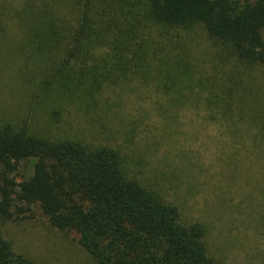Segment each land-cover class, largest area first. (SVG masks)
I'll return each mask as SVG.
<instances>
[{"label":"trees","instance_id":"16d2710c","mask_svg":"<svg viewBox=\"0 0 264 264\" xmlns=\"http://www.w3.org/2000/svg\"><path fill=\"white\" fill-rule=\"evenodd\" d=\"M197 26L219 49L215 58L264 67V0L0 2V42L12 34L28 66L29 110L0 122V228L39 209L52 227L77 234L97 264H218L205 227L184 225L176 206L129 178L120 151L59 132L72 128V107L90 111L106 89L131 80L156 83L171 106L172 95L206 85L207 102L229 115L238 83L195 66L176 36ZM0 264L39 263L0 229Z\"/></svg>","mask_w":264,"mask_h":264},{"label":"rangeland","instance_id":"374dc122","mask_svg":"<svg viewBox=\"0 0 264 264\" xmlns=\"http://www.w3.org/2000/svg\"><path fill=\"white\" fill-rule=\"evenodd\" d=\"M68 10L61 13L71 18ZM192 29H176V36L193 54L195 66L209 75L220 71L239 85L229 115L207 102L206 85L195 90L198 94L187 89V98L172 95L178 105L171 106V97L156 83L131 80L106 89L90 111L72 107L67 116L72 128L59 132L120 151L129 178L176 206L184 225L205 227L214 262L264 264V67L231 57L222 62L203 29ZM15 40L9 34L0 42V122L29 111L24 90L28 66ZM27 172V167L19 170L20 175ZM0 229L16 252L39 264H97L77 234L52 227L39 209Z\"/></svg>","mask_w":264,"mask_h":264}]
</instances>
